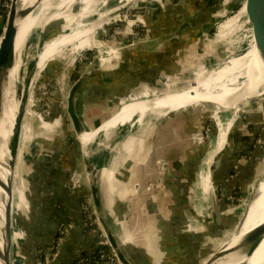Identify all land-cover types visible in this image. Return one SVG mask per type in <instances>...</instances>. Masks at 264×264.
<instances>
[{
  "label": "crops",
  "instance_id": "0c3cea01",
  "mask_svg": "<svg viewBox=\"0 0 264 264\" xmlns=\"http://www.w3.org/2000/svg\"><path fill=\"white\" fill-rule=\"evenodd\" d=\"M1 2L2 0H0V4ZM225 3H230V0H225ZM4 22V18H1L0 34L2 33ZM52 26L54 25L50 22L45 28V37L49 36L48 34ZM168 26L171 27L170 24ZM163 27L169 30L167 26L163 25ZM173 30L175 31L176 29ZM57 31L58 30H55V32ZM165 31L162 32L160 27L159 30H155L152 33L149 32L146 36V40L172 33ZM189 31L191 30H188V32ZM189 35L191 41H194L197 37V34L194 32L192 35ZM185 42L186 40L180 42L167 41L165 45H162L158 49L157 53L159 54L152 53L149 54L148 57H146L143 52L126 51V58L123 60L122 64H120V67H104L103 70L100 71L94 70L91 79L86 83L84 89L81 90L77 101V111L84 128L87 130L86 133L92 134L102 129L117 115V113L121 112L129 104L142 100L143 97L149 95H151L149 98L160 96L157 95V92L163 95L161 91L171 89L170 86H172L173 83L169 78L167 80L169 86L166 87L165 84L163 85V74L171 76L170 72H172L171 69L173 68L171 67L175 63L174 57L176 50L185 47ZM179 43L182 45H178ZM195 49L196 46H191L189 48V52L193 56ZM118 53L119 51H115L110 54L111 57L118 59ZM164 59L167 60L165 61ZM53 68H48L46 71L48 74L46 73L45 75H53L60 70L58 75L53 78H62L63 84H65L67 80L64 79V75H61L63 73L62 67L57 69L54 65ZM128 76L134 78V82L131 85H127L129 80L126 77ZM71 78L73 77H70V79ZM123 78L126 79L120 82L119 80ZM162 85L165 87L163 90H161ZM72 86L73 83L70 87L64 86V90L57 93L53 105V120L59 118L67 119L65 116L67 114L65 113L67 97ZM171 91L173 90L171 89ZM168 92H170V90ZM219 110L223 109H214L212 113L216 131L206 148L209 155H212L214 153L213 151L216 149L221 150L223 148L225 145V134L228 129L233 128L237 119V113L229 119L226 109H224V112ZM217 111L218 114H216ZM184 115V113L180 115L168 113L166 117L164 116V124L166 122L167 124H165L162 129L158 128L157 120H155V122L153 121L151 125L147 124L146 126H142L139 122L135 124L134 120L137 115L131 120L111 126L106 131H101L95 136V140L90 145L93 152L90 153L92 150L89 147L88 152L90 154L88 158L83 154L82 143L76 137L71 125L68 126L67 124L65 126L66 128L63 129L65 131L57 130L52 134H50L52 132L50 131L49 134L51 137L54 136L52 140L42 139L40 142L43 143L46 151L49 150L52 157H47L45 155L39 156V158L34 160V165L36 166L35 162L39 163V161L41 163L47 162L46 165L48 169L50 167V172L53 176L52 182L57 188L56 196L58 199L55 200L56 203L53 205L54 209L52 212V220L56 223V226L52 228L55 236L51 244L50 242H47V244L46 242L43 244L40 242V228L38 227L37 231L38 223L35 224L37 218L35 219L32 210H29L25 189L26 183L20 169L23 161H21L22 150L20 148L16 165L18 163V169L21 172L23 183L20 186L22 193L17 192L15 189L14 213L18 211L16 206L19 205V212H21L24 208L22 206H24L25 203L27 210H23L21 216H19V220L15 218L14 230L15 227L18 226L21 231L15 237L16 234L13 230L12 247L14 245L15 249L16 239L18 238V242L22 243L20 253L24 256L22 252H25L29 259L28 263L34 264L30 238H35L37 242V254L39 256L43 249L48 251L50 246L53 245L58 234L59 226L66 221L72 220L74 222V228L67 238L66 243L63 245L55 264H63L73 253L78 244L80 245L79 250L83 253H87L89 250L91 251L98 241V234L86 230L85 228L82 230L81 228L84 224L81 200L83 197H89L97 201V205L102 212L101 214L104 215L105 221L123 245L125 253L136 264H202L209 254H211L210 248L205 246V235L213 234V232H210L215 230V227L212 224L209 230L201 229L202 232L198 233L186 229L184 225L185 220L182 215L183 211L181 210V201L178 198H180L183 191L188 192L189 190H186L184 187L187 184L186 182H189L187 178V169L190 167L192 172L190 183L193 182L192 177L197 170L192 195L195 196L197 205L200 207V214L206 211V196L202 190V177L206 171V161L209 155L203 159L205 154L203 155L204 150L202 151L203 148L201 147L200 150H198L199 153L194 154L191 153L192 151L187 150L182 152L180 156L175 157L177 152H180L183 147H186V133H183L182 129L179 127L180 125H182V128H186L187 126V116ZM36 116L41 122L38 113L36 115L26 112L25 118L27 117V119H24L22 136L20 137L21 146L24 141L26 144L29 140L28 132L30 127L28 121H31ZM191 117L189 119H191ZM199 117L200 115L198 113L196 118L199 120ZM175 119L180 121V123L178 122L180 131L177 129L178 127L175 126ZM41 123L44 129L50 128L48 124L43 126V123H45L44 121ZM56 124L57 123H55V125ZM43 131L45 132L47 130ZM223 131H225V133ZM177 132L181 136L178 140H176ZM218 133L221 135L218 136ZM60 137H62V139ZM96 140L98 141L97 144L100 145V149L97 144L93 146ZM44 142H48L51 145L44 144ZM161 143L164 144L161 145ZM242 145L240 136L238 146L233 149L234 152L232 154H236L237 157L241 153H244L246 150H243L244 147ZM79 146L81 148V154ZM245 149L247 148L245 147ZM236 157L233 155L234 160ZM201 158L203 161L201 160L199 165ZM233 158L229 156L228 160L232 161ZM85 159L88 163H86ZM161 159L165 162L162 163L164 167L159 163ZM194 159H196L195 162L190 164L189 161H193ZM224 163L223 170L226 168L227 162ZM244 165L245 166L241 167L243 174L240 176V179L248 182L249 178L245 176L244 172L246 170L249 172L254 162L247 161ZM202 169L203 172L201 171ZM43 171L45 172V168ZM74 172L79 173L82 179V187L75 191L67 186ZM225 174L228 175L230 179L232 171L228 170ZM43 179L45 182V176H43ZM215 181L218 182V179H215ZM161 182L164 183V189L162 191L160 189L158 190L159 187H156V185H159ZM181 183H183V185ZM153 184H155V189L148 191L147 187ZM43 192L45 194V191ZM53 193H55V191H52V194ZM18 198H20V203L17 202ZM191 198L192 196L189 192L186 196V202H192ZM45 199H47V197ZM160 200L163 201L158 203ZM221 207L223 208V205H221ZM217 233L220 234V231ZM20 235H22V237H20ZM20 238H22L21 241ZM203 252L207 253L204 255L206 257L202 259L201 255H203ZM40 256L43 255L41 254ZM198 256L199 258H197ZM65 264H78V262L71 260Z\"/></svg>",
  "mask_w": 264,
  "mask_h": 264
},
{
  "label": "rangeland",
  "instance_id": "374dc122",
  "mask_svg": "<svg viewBox=\"0 0 264 264\" xmlns=\"http://www.w3.org/2000/svg\"><path fill=\"white\" fill-rule=\"evenodd\" d=\"M59 1L60 0H53L52 6H58ZM122 1L123 0H90L86 2L85 0H82L80 2L72 1L58 10L56 7L51 9L46 7L41 8L38 18L42 29H34L31 34H29L23 47V52L19 57H17L18 68L12 81L15 87L17 86L16 89L18 95L24 100V103H27L25 112L35 114V112L38 113L39 111V113L43 114V121L45 122L43 123V126L45 124L50 126L49 129H44L41 123L43 121L41 120L40 122L36 116L31 121H28L30 128L28 132L29 140L27 143L25 144L24 141V143H22L23 145H20V137L22 136L21 129V135L19 134L20 137L18 136L15 146V151H19L20 148L22 150L21 161H23L21 163L20 169L24 177L23 179L26 183L25 189L27 193L29 210H32L33 217L35 219L37 218L35 220V224L38 223L39 225H37V231L39 227V234L41 233L40 242L42 244L44 242H46V244L47 242H50L51 244V241H53L55 236L52 228L56 226V223L52 220V212L54 209L53 205L56 203L55 200L58 199V197L56 196L57 188L52 182L53 176L50 172V167L48 169L46 165L47 162H35V166L34 160L39 158V156L50 154L49 150L46 151L43 143L40 142L42 139L52 140L54 136L51 137L50 134L57 130L65 129L67 124L68 126H72L67 114L65 115L67 119L59 118L57 120H53L52 117L54 100L56 99L57 93L61 90H64V86L70 87L71 84H74L75 81L86 71H100L103 70L104 67H120V64H122L123 60L126 58V52L124 48L138 43L137 39L140 36H137L136 34H141L142 32H145V34H148L149 32L152 33L155 30H159L160 27L161 31L163 32L166 30L163 25L167 26L169 29L165 32H173V29H177V27L180 26L179 24L184 20L186 21L193 13L199 12V17L203 16L202 8L204 10L206 8L207 12H205L207 14L205 16V20L199 21V26L196 25L197 27L195 26L193 29H191V31H186L179 37L176 36L169 40V42H180L182 40H186V46L183 47V49L176 50L174 57L175 63L171 67L173 69L170 68L172 70V72H170L171 76H166L163 74V85L165 84L166 87L169 86V83H167L169 78V80H171L173 83V85L170 86L173 91L186 90L193 86L196 81L206 78L208 73L214 72L215 70L224 66L229 59L243 55L249 49L250 31L249 26L246 23V18H241L230 34L227 35L223 40L219 41L217 38L219 26L238 14L243 6L244 0H230V3L227 4L225 3V0H210V3L213 2L214 5L209 6L207 4L208 0H133L129 5L121 9L123 10L121 14H118L120 12L119 11L117 15H113V17L109 19L103 28L98 30L91 38L89 37L84 39L80 44V49L76 50V45H79L78 43L70 44L69 46L64 47V49H56L55 47L53 48V45L57 41L72 32V27L87 23L88 21H93L96 19L98 13L102 14L105 11H110L114 8L121 7L125 4ZM11 5L12 1L9 3V8L5 11L6 18L10 11ZM216 8H219V10L210 12V10ZM92 12L94 15L90 17ZM35 17L36 13L34 12L31 16V20H35ZM145 17L148 18V27H145L142 23H140V21H144ZM207 21L209 24H207ZM50 22L54 26H52L50 33L48 34L49 36L45 37L44 30ZM169 24L171 27L168 26ZM208 29H214V34L209 35L207 32ZM55 30L58 31L55 32ZM191 32L197 34L196 40L194 41H191L190 39L189 34L192 35ZM247 36L249 37V41ZM180 44L181 43L178 45ZM208 44L209 47H207ZM163 45H165V43ZM191 46H196L194 56L189 52V48ZM40 50L41 54L47 55V62L45 63L42 72L34 75V64L37 62V56ZM112 51H119L118 59L111 57L110 53ZM164 60L166 61L167 59ZM56 63H59L62 67L64 74L62 73L61 75H64V79L67 80L65 84H63L62 78H49L47 75H45V73H47V69L53 68ZM70 77L73 78L70 79ZM240 82H242V80ZM163 85L161 90L165 88ZM171 89H167V91L163 90L161 92L164 94L169 90L171 91ZM157 95L162 94L157 92ZM248 95H252V98L249 101H246V99L235 101L210 99L207 101L198 102L183 109L176 110L175 112H169L167 109H152L144 116L143 119H140V116L137 115L136 119L134 120L135 124L139 122L142 124V126H146L147 124L151 125L153 121L155 122V120H157L158 128L162 129L165 124H167V122L164 124V116L166 117L168 113L179 115L184 113V116H187L186 120L188 122L186 126L187 132L185 127H181L182 125L179 127L182 129L183 133H186L185 140H187V142H185L186 147L182 146L183 148L180 150V152H177L175 155L176 157L180 156L182 152L187 150L196 154L199 153L198 150H200L201 147H208L207 145H209L214 135V133H212V126L213 124L215 125V121L212 118L214 109L218 110L221 108L223 110L219 111L222 112H224V109H226L229 119L237 113L235 125L233 126L231 135L229 136V143L222 154L217 158L212 168L213 178L216 180L218 179V182L215 180L214 181L218 191L217 200L221 205H223L222 211L225 229L220 231V234L213 233L211 235H205V246L210 248L211 254H209L202 264H205L210 259V257L223 246V243H226L236 231L235 229L237 225L239 224L249 203L252 200L253 189L256 187L258 182L264 180V86L262 85V88L256 89V92ZM149 96L143 97L142 100L149 98ZM243 100L246 102L238 103ZM48 110L50 113L47 114ZM198 113L200 115L199 120L196 118ZM216 114H218V111ZM254 115H259V118H254ZM190 117L191 119H189ZM178 122L180 123L178 119H175L176 127H178ZM55 123L57 124L55 125ZM179 127L177 129L180 131ZM43 130L47 131L44 132ZM50 131L52 132L50 133ZM223 132L225 133V131ZM240 136L243 144L242 146L244 147L243 150L246 151L236 157V154L232 153L234 152L233 149L238 146V140ZM60 138L62 139V137ZM179 138H181V136L177 132L176 140ZM97 143L98 141L96 140L95 143H93V146ZM44 144L51 145L48 142H44ZM163 144L164 143H161V145ZM98 146L100 149V145ZM245 147L247 149H245ZM80 149L81 148L79 146V150ZM90 149L92 150L91 147ZM92 152L93 150L90 153ZM233 155L236 157L235 160ZM17 156L19 157V153ZM229 156L233 158L232 161L228 160ZM196 159L193 161L190 160V164L194 163ZM159 161H161V163H165L163 159ZM247 161L252 163L254 162V165L251 167L249 172L248 170L244 172L245 176L249 178L248 182L240 179V176L243 174L241 167L245 166L244 163L246 164ZM224 162L227 163L226 168L223 170L222 168L225 164ZM45 166L47 167V170ZM44 168L45 172L43 171ZM228 170L232 171L230 179L228 175L225 174V172H228ZM201 171L203 172V169ZM21 172L18 169L17 163L13 175V185L17 192L20 193H22L20 186L23 183L21 179ZM187 173L189 182H186L187 184L184 187L186 190H189L188 192L186 191L187 193L183 191L180 198H178L181 201V210L183 211L182 215L185 220L184 225L186 226V229L191 232H202L201 229L209 230L213 224L212 209L206 208L207 210L205 212L198 214L200 207L197 205V203L186 202V196L193 189L194 184L193 182L190 183V178L192 176L190 167L187 169ZM43 176H45V182ZM159 184L160 186L158 190L160 189L162 191L164 189V183L161 182ZM181 184L183 185V183ZM43 191H45V194ZM52 191H55V193L52 194ZM46 197L47 199H45ZM162 201L163 200H160L158 203ZM17 202L20 203V198L17 199ZM90 202L93 205L92 199ZM22 207L24 208L21 212H19L20 205L16 206L18 211L15 209L16 212L14 213V216L17 220H19V216H21L23 210H27L26 203ZM97 223L99 224L100 222L97 220ZM14 231L16 237L18 231L16 228ZM20 237H22V235H20ZM67 238H65L60 244L61 249L66 243ZM21 240L22 238H20V241ZM16 241L17 247L21 245V243L18 242V238ZM51 247L52 245L50 248ZM45 252V249L40 252L43 255L41 256V259H44ZM19 253V251H13V258L16 260L14 264H29L27 254L22 252L24 255L22 256V254L20 253L19 255ZM206 253L207 252H203V255H201L202 259L206 257L204 256ZM197 258H199V256Z\"/></svg>",
  "mask_w": 264,
  "mask_h": 264
},
{
  "label": "bare ground",
  "instance_id": "6f19581e",
  "mask_svg": "<svg viewBox=\"0 0 264 264\" xmlns=\"http://www.w3.org/2000/svg\"><path fill=\"white\" fill-rule=\"evenodd\" d=\"M37 1L39 2L40 0H22L23 10L26 11L30 9L37 3ZM72 1L80 0H60L58 6L54 7L52 6L53 0H42L41 4L34 11L36 13L35 20H31V14L24 21L19 22V34L17 37L15 50L16 64L10 75L9 82L11 83L9 84V87L7 86V88L5 89L4 111L1 121L0 182L3 187L0 185V252H2L3 248H5L6 243L4 236V228L6 224V207L9 203H11L13 213L15 208V187L13 185L15 166L13 168L11 167L12 161L14 162L13 153L11 152V141L13 133L15 132V128L19 121L21 108L22 106H24V100L18 95L16 89L17 86L15 87L12 81L18 68L17 57H19L23 52V47L27 41L26 39L29 34H31L34 29H42L41 23L38 18L40 9L44 7L48 9L56 7L58 10L59 8ZM131 1L133 0H123L122 2L125 4L121 7L114 8L110 11H105L102 14L98 13L96 19H94L93 21H88L87 23L72 27V32L57 41L53 45V48L55 47L56 49H64V47L69 46L70 44L78 43L79 45H76V50L80 49V44L84 39L89 37L91 38L98 30L103 28V26L109 21V19L113 17V15H116L122 8L129 5ZM92 15H94L93 12L91 13L90 17ZM241 18H246V1L243 3L242 8L236 16L230 18L219 26V33L217 35L218 40L221 41L227 35H229ZM247 39L249 41L248 36ZM250 39L249 49L243 55L229 59L224 66L215 70L214 72L208 73V76H206V78L196 81V83L188 89L183 91H170L160 96H154L151 98H146L142 101L140 100L131 103L121 112L117 113V115L102 129L92 134H87L86 132L83 133L79 140L82 143L85 156L89 155V147L95 140V136L99 132L104 130L106 131L108 128L118 123L131 120L136 115H139L140 119H143L146 113H148L152 109H167L169 111H176L198 102H203L210 99L227 101L247 99V97L250 96L248 94L256 92V89L262 88V84L264 83V66L256 50L252 36H250ZM207 47H209V44ZM46 62L47 55L41 54L40 50L37 56V62L34 64V75L42 72V69L45 66ZM241 80L242 82H240ZM25 105L27 108V103H25ZM24 119L25 115L23 118V122ZM231 130L232 128L227 130L224 138L225 145L222 149L220 148L221 150L216 149L215 151H213L214 153L211 152L213 153L212 155H209V152L206 148L203 151V155L205 154L203 159H205L209 155L206 161V171L204 176L202 177V190L204 195L206 196L205 206L207 209H212L213 203L217 201V189L215 186V179L212 176V168L217 158L222 154V152L228 145ZM220 135L221 134L218 133V136ZM203 159H200L199 165L201 163V160L203 161ZM16 161L17 156L15 158V165ZM196 174L197 170L192 177L193 183H195ZM9 184H11V194H9L7 191ZM192 191L193 189L190 191L193 198V200L192 198L191 200L192 202L197 203L195 196L192 195ZM198 214H200V212ZM237 228L239 229L238 233L230 237L231 239L228 240L229 242L227 241V244L231 248H233L241 242L243 245L242 248L238 251L229 253L217 264H264V180L258 182L256 187L253 189L252 200L247 207L240 226L237 225L235 230H237ZM16 229L19 233L20 231L18 230V228ZM258 233L260 234L259 237H257ZM224 244L225 243H223V245ZM15 261L16 260H14L13 258V264ZM0 264H2L1 261Z\"/></svg>",
  "mask_w": 264,
  "mask_h": 264
},
{
  "label": "water",
  "instance_id": "95a60500",
  "mask_svg": "<svg viewBox=\"0 0 264 264\" xmlns=\"http://www.w3.org/2000/svg\"><path fill=\"white\" fill-rule=\"evenodd\" d=\"M245 1H246V19H247V24L249 26L250 36H252L253 38L256 50L264 66V0H245ZM41 2L42 0H40L39 2L37 1V3L33 7L24 11L22 0H12L10 11L4 22V27H3V30L0 36V135H1V121L3 117V111H4L5 89L7 88V86L9 87V84L11 83L9 82L10 75L14 68L15 59H16L15 50H16L17 37L19 34V22L24 21L29 15L33 14L34 11L37 9V7L41 4ZM216 10H219V8L212 9L210 10V12H214ZM122 11L123 10H120L118 14H121ZM198 18H199V12H195L192 15H190V17L186 21H184L174 32L166 34V35H161L153 39H148V40L138 42L137 44L133 46L125 47L124 50L125 52L126 51L143 52L146 55V57H148V55L152 53L159 54L157 53V51L164 43H166L173 37L179 36L184 31L193 29V25L198 20ZM92 75H93V71L84 72L75 81V83L73 84V86L70 88L68 92L66 113L71 121L73 130L78 139L87 130L84 128L83 123L81 122V119L79 117V114L77 111V101H78L81 90L84 89V87L86 86V83L91 79ZM262 85L264 86V83ZM251 98H252V95L247 97L246 101H249ZM246 101L243 100L238 103L246 102ZM25 109H26V105L24 103V106H22L21 108L19 121L15 128V132L13 133V137L11 141V152L13 153V157H14V162L12 161L11 163L12 168L15 166V158L18 152V151H15L16 150L15 146L17 143L18 136L20 137L21 135V126H22L24 115H25ZM0 147H1V136H0ZM204 149L205 148H203L202 151ZM85 161L86 163H88L86 159ZM0 185L3 187L1 182H0ZM67 186H69V184H67ZM73 190L75 191L76 189H73ZM7 191L9 194L12 193L11 184H9ZM92 201H93V206L96 211L97 218L99 219L101 228L106 234L110 247L112 248L113 252L117 256L120 264H136L125 253V249L123 248V245L118 240V238L115 236L113 230L110 228L108 223L105 221L104 215L101 214L102 212L99 210L97 201H95L94 198ZM5 219H6V224L4 228V236H5L6 243H5V248H3L2 252H0V261L2 264H13L14 254L12 251V239H13V230H14V225H15V216L13 213V208L11 206V203H9L6 207ZM212 219H213V226L215 227V229H217L218 231H223L225 229V224L223 220V211H222L221 204L220 202H218V200L214 202L212 205ZM241 221L238 224L239 226L241 224ZM81 228L82 230H84V224L81 226ZM238 228L232 234V236L238 233L240 229ZM259 236L260 234L258 233L257 237ZM30 239H31V253H32L33 260H34V264H39L38 262L39 256L37 254V249H36L37 242L35 238L33 237H31ZM228 242H226L225 244H227ZM224 245L221 248H219L205 264H217L226 255H228L231 252L240 250L243 246L241 242L238 243L233 248H231L228 244H227L228 246L227 245L224 246ZM79 246L80 245L78 244L76 249L65 260L63 264L71 260L77 261L79 256L84 254L81 250H79ZM52 264H55V263H52Z\"/></svg>",
  "mask_w": 264,
  "mask_h": 264
},
{
  "label": "built area",
  "instance_id": "2783aa9c",
  "mask_svg": "<svg viewBox=\"0 0 264 264\" xmlns=\"http://www.w3.org/2000/svg\"><path fill=\"white\" fill-rule=\"evenodd\" d=\"M11 1L12 0H2L0 4V19L1 18L6 19L5 11L6 9L9 8V3ZM140 23H142L145 27H148L149 25L148 18L145 17L144 21L142 20L140 21ZM136 35L140 36L137 39L138 40L137 42L146 40L147 34H145V32L144 33L142 32L141 34H136ZM48 113H50L49 110L47 114ZM35 114L37 115V112H35ZM38 114H39L40 119L43 121V114L39 113V111H38ZM201 141H202V138H201ZM45 156L52 157L51 154H45ZM159 163L162 165V167H164L161 162ZM81 181H82L81 175L77 172H74L72 174L71 181L68 187L72 189H76V190L80 189L82 187ZM159 186L160 184L157 187ZM154 189H155V185H149L147 187L148 191L154 190ZM90 200L91 199L89 197H83L81 200V208H82L83 218H84V228L86 230H90L91 232L97 233L98 241L91 251L89 250L87 253H84L81 256H79V258L77 259V262L78 264H120L117 256L115 255L112 248L110 247L109 241L106 237V234L102 230L100 223L99 224L97 223V220L99 222V219L97 218L96 211L94 209V206L91 204ZM17 228L18 230H20L18 226ZM73 228H74V222L72 220H69L68 222L66 221L59 226L57 237L52 247L50 248V251L48 250L45 252L44 259H41V256H39L38 258V261L40 262L39 264L52 263L57 260L61 252L60 244L65 238H67L70 235ZM13 248H14V245H13ZM15 250L16 252L17 251L20 252L21 245H19L18 247L16 246L13 251Z\"/></svg>",
  "mask_w": 264,
  "mask_h": 264
},
{
  "label": "trees",
  "instance_id": "16d2710c",
  "mask_svg": "<svg viewBox=\"0 0 264 264\" xmlns=\"http://www.w3.org/2000/svg\"><path fill=\"white\" fill-rule=\"evenodd\" d=\"M80 1H82V0H80ZM80 1H79V2H80ZM85 1L87 2V1H90V0H85ZM244 2H245V0H244ZM207 4H208V6H209V5H214L213 2L210 3V0L207 1ZM215 5H216V4H215ZM204 7H207V6H204ZM202 10H203V11H202V12H203V13H202L203 16H200V17L198 18V20L194 23L193 27H195L196 25L199 26V25H198L199 21H200V20L202 21V20H205V19H206V17H205L206 14H207V13H206V12H207V11H206V8H205V10L202 8ZM205 11H206V12H205ZM209 14H210V13H209ZM208 20H209V19H208ZM4 21H5V18H4ZM207 24H209L208 21H207ZM197 26H196V27H197ZM207 32H208L209 35H212V34H214V29H208ZM0 36H1V34H0ZM195 40H196V39H195ZM187 48H189V47H187ZM182 49H183V48H182ZM55 66H56L57 69L61 68V65H60L59 63L55 64ZM59 71H60V70H59ZM59 71H57V73H54L53 75H47V76H48L49 78L56 77V76L58 75ZM45 74H46V73H45ZM126 78H128V80H129L127 85H131V84L134 82V80H133L134 78H133V77L128 76V77H126ZM126 78H123L122 80H119V81L121 82V81H123V80L126 79ZM258 116H259V115H258ZM258 116H255V115H254V118H259ZM212 127H213V129H212V133H214V132L216 131V126L213 124ZM257 134H258V133H257ZM207 146H208V145H207ZM249 150H250V149H249ZM212 232H213V233H217L218 230L215 229V230L211 231L210 233H212Z\"/></svg>",
  "mask_w": 264,
  "mask_h": 264
}]
</instances>
